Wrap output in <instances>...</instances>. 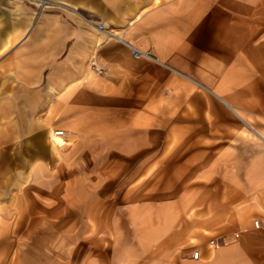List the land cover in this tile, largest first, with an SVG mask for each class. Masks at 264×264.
I'll return each instance as SVG.
<instances>
[{"label": "crops", "instance_id": "obj_1", "mask_svg": "<svg viewBox=\"0 0 264 264\" xmlns=\"http://www.w3.org/2000/svg\"><path fill=\"white\" fill-rule=\"evenodd\" d=\"M50 1L39 12L0 0V264H26L32 237L45 259L63 253L68 235L77 264H264L254 226L264 220V0ZM94 90L119 99H77ZM50 104L119 108L118 122L135 126L113 133L89 114L93 147H78L135 158L119 169L118 196L108 165L98 179L65 178L80 171L68 161L74 138L31 114ZM61 130L62 144L51 135Z\"/></svg>", "mask_w": 264, "mask_h": 264}, {"label": "rangeland", "instance_id": "obj_2", "mask_svg": "<svg viewBox=\"0 0 264 264\" xmlns=\"http://www.w3.org/2000/svg\"><path fill=\"white\" fill-rule=\"evenodd\" d=\"M98 71V70H97ZM99 72V71H98ZM102 73V72H100ZM100 88L102 87L101 85H99ZM56 98L55 93H47V100L49 101H54ZM119 99L118 96H114V94H111L110 92H107V94H105L102 90L101 91H92L89 93H86L85 95L81 96L80 98L77 97V99L83 100L85 101L84 103L86 104V106L88 105H95L97 104V102L95 103V101L97 100H102V99ZM19 110V113L23 112V109H17ZM119 108H97V107H78V108H72V109H61V108H57L55 107V105L50 104V106L48 107H40V108H32L31 109V114L33 116H41L44 118H47L49 120V122H54L52 123L51 126H55L56 128H62L65 129V131L68 133H71L70 138H74L71 142V144L75 147V152L76 154H74L73 156H71V158L68 160L69 162H73L76 167H78L80 169V171H69V172H65V178L66 177H71L73 175H83L85 177H90V179H98L99 175H103V172H100L99 169H103L102 165H108V167L112 168V179H111V187L110 190L112 191L113 197L118 196L119 192L121 190V187L118 186L119 180L121 178H119L120 175L124 174L122 172L119 171V169L121 167H124L125 164L127 165V168H130L131 163H134L135 158L134 157H130V156H124L121 154H118L117 152H113V154H109V155H104L101 153V149H96L95 155L89 154V151L86 149H80L78 150V147L81 146L83 143H85L86 147L88 146V142H90V144L93 143V140H89L87 138H84V134L83 133H87L88 129V125H87V117L89 114L92 115V117H95L96 119H100L103 116H107V121L110 123V131H112L113 133H119L120 131L124 132V133H128V136L130 137L132 134H134L135 132V126L131 125L130 123L128 124H124V123H120L119 121ZM79 117V122H81L80 124H71L69 123L68 125H64V123L66 122H71L73 120V118H75V121H77ZM86 122V123H84ZM145 131V130H144ZM82 133V134H81ZM55 137L57 139L60 140V143H65L66 139H64L60 134L56 133L54 131ZM83 137V138H82ZM69 138V139H70ZM101 140H97L95 147L99 148L101 146V148L104 146L103 141H101L100 143H98ZM109 142V141H107ZM106 142V143H107ZM49 147L50 145H53V141L52 139L49 140ZM74 143V144H73ZM99 144V145H98ZM108 144V143H107ZM114 141L112 140L111 143L109 142V145H107L108 147L114 148L113 145ZM93 147V144L91 145ZM82 147V146H81ZM78 150V151H77ZM60 151L54 149L53 150V154L57 155L59 158L60 162H66L67 158H65V154H61ZM57 153V154H56ZM148 152L145 151V155H144V160L151 158L150 155H147ZM149 156V157H148ZM63 159V160H62ZM151 170V169H150ZM151 173V171H149V174ZM82 207V205H81ZM84 210L87 207L86 204L83 205ZM73 212V208L71 204H65V208H64V223L65 225L69 222H71V218H72V213ZM86 214V213H84ZM85 247H86V242L84 243ZM64 252L63 253H55V252H48L47 254V259L44 258V252L42 251V246L39 243V239L37 237H32L31 238V242L30 244L26 245V248L28 249L26 256H28V258L26 257L27 261H22L26 262V264H44L45 261L48 262V264H77L75 262L76 259H73V252H72V248H73V244L71 241V237L70 235H68V237L64 238ZM83 254V252H81V255ZM11 264H21V261L16 260V261H12Z\"/></svg>", "mask_w": 264, "mask_h": 264}, {"label": "built area", "instance_id": "obj_3", "mask_svg": "<svg viewBox=\"0 0 264 264\" xmlns=\"http://www.w3.org/2000/svg\"><path fill=\"white\" fill-rule=\"evenodd\" d=\"M27 1L32 2V3H36L39 7V12L44 10L46 7L53 5V2H51L50 0H27ZM66 6H68V5H66ZM73 9H74L75 13L78 15V17H80V19H82L87 25L95 27L97 30H99L100 32L107 35V37H115L117 39L123 40V37L119 32L115 31L114 29H110V28L106 27L104 25V23H100V22L96 21L92 16L83 13L79 9L74 8V7H73ZM133 53H134L135 57H140L142 55L150 56V54L145 53V52H143V51H141L135 47H133ZM92 64L98 71L103 72V68L99 65V63L97 62L96 59L92 60ZM58 132H60L59 134H63L62 130L58 131ZM254 226L258 227V228L264 227V220L255 219L254 220ZM239 234L240 233L237 232L236 236H238ZM226 240H227L226 238H222L223 242H225ZM210 242L212 245H215V246H218L220 244V241L218 239H211ZM193 255H194V257L198 258L199 257V250L194 251Z\"/></svg>", "mask_w": 264, "mask_h": 264}, {"label": "bare ground", "instance_id": "obj_4", "mask_svg": "<svg viewBox=\"0 0 264 264\" xmlns=\"http://www.w3.org/2000/svg\"><path fill=\"white\" fill-rule=\"evenodd\" d=\"M51 135L55 139L56 142L60 143V140L55 137L54 131L51 132Z\"/></svg>", "mask_w": 264, "mask_h": 264}]
</instances>
